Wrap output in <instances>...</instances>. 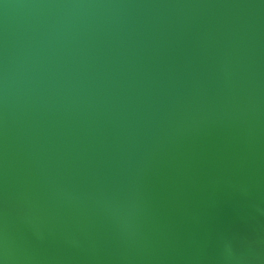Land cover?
I'll use <instances>...</instances> for the list:
<instances>
[{
	"label": "water",
	"instance_id": "water-1",
	"mask_svg": "<svg viewBox=\"0 0 264 264\" xmlns=\"http://www.w3.org/2000/svg\"><path fill=\"white\" fill-rule=\"evenodd\" d=\"M0 264H264V0H0Z\"/></svg>",
	"mask_w": 264,
	"mask_h": 264
}]
</instances>
